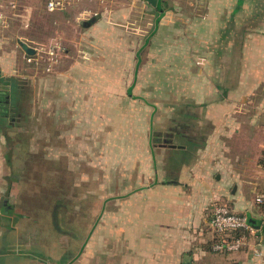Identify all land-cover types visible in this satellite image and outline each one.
<instances>
[{
	"label": "rangeland",
	"instance_id": "1",
	"mask_svg": "<svg viewBox=\"0 0 264 264\" xmlns=\"http://www.w3.org/2000/svg\"><path fill=\"white\" fill-rule=\"evenodd\" d=\"M17 1L19 9L17 13L15 12L16 15L12 14V10L4 8L9 14L5 31L26 38L32 46L47 47L56 43L61 48L62 45L67 46L69 40L74 39L76 43L72 44V47L85 48L77 39L86 32L79 21L89 19L92 14H82L77 10L68 13L48 12L43 7V0ZM137 2L140 5L137 4L126 12L113 11L110 15L107 13V18L104 19L110 20L113 26L109 25L114 27L113 32L108 34L125 37V40L119 44L106 43L101 47L108 52L112 47V53L118 52L121 60L114 58V62L118 61L121 65L122 58L129 55L124 65L129 69L126 80L125 82L120 80L122 82L120 85L122 87L123 84L124 89L125 84H130L132 80L134 60H130V55L133 57V53L138 49L140 37L142 41L147 39L140 53L142 62L140 61L138 71L141 73L139 72L132 92L134 95L142 96L146 103L154 106V109L145 102H138L132 109L127 108L126 129L122 118L121 122L115 119L105 127L96 123L92 126L90 124V129L94 128L97 133L94 144L97 165L93 170H86L85 166L86 162L93 159L89 153L79 157L63 155L62 158L60 156L55 158L53 149L60 146V142L54 139L53 133H50L51 139H45L44 136L38 138L40 127L37 122L26 123L24 129V124L8 120L7 132L10 140L0 135V180L5 181L9 174V178L15 182L13 203L22 211L21 216H15V221L25 219L24 225L27 230L22 235L27 238L22 241L10 240L1 243L0 246L9 243L10 247L7 250L11 254L0 256V264H10V259L12 264H143L142 257L145 255L146 259H149L150 249L136 245L133 233L137 221L135 213L140 212V208H136L134 199L125 202L119 198V195L131 189L119 186L122 182V173H126L133 184L137 179L135 173L138 174L140 171L145 173L148 170L145 164L135 165L132 162L135 157L132 155L135 156L136 153L140 157L148 150V142L153 147H160L162 139L168 138V144L175 143V146L162 151L167 155L166 161L170 166L183 156L182 150L177 147L178 144L186 143L184 142L186 135L181 131L186 130L185 132L190 131L197 135L200 131L206 137L201 146L209 148L214 153L207 158L212 159L217 167L212 174L215 176L218 173V145L232 146L234 150L240 148L242 142L238 137L242 136L237 135L240 128L233 117L236 115V107L231 104L229 89L232 79L230 10L240 2L261 1L162 0L165 7H174L175 11L168 13L170 16H163L159 21L157 12L150 9L144 1L136 0L133 5ZM162 8L160 2L157 9ZM101 14L103 16L105 13H98V16ZM167 21L169 24H166ZM162 24L164 28L159 27ZM170 24L172 25L167 27ZM1 30L3 31L2 28ZM115 47L116 51L113 50ZM58 61L50 70L46 69V60L31 66L36 68L35 87L32 88L27 82L23 86L21 83L18 84L24 89L23 104L26 105L24 110L27 114L32 110L36 113L38 111L37 79L42 77L41 75L53 72ZM21 67L22 70L27 68L24 63ZM95 76L91 84L98 85L101 83L100 75L97 73ZM218 84L224 86L226 84L227 87L218 88ZM115 94V99H118L119 94ZM94 96H97V92L93 93ZM31 102L35 107H32L33 109ZM152 110L151 127L148 130V117ZM238 111L242 120L241 129L245 133L247 127L249 128L245 121L246 117L255 115L257 111L252 103L247 101L240 102ZM140 112L144 113L143 120L137 119L141 115ZM13 117L17 118V115ZM190 120L192 124L186 123L189 124V127L186 126L189 129L180 125L181 122ZM141 122L143 123L140 124ZM62 127L70 131L71 124H64ZM84 129L86 131L87 128ZM42 130L46 131L45 128ZM108 130L111 135L109 140ZM51 132L54 130L51 129ZM147 138L150 139L148 142ZM67 145H70V140ZM102 149L110 152L104 157L105 166L102 162L98 163L99 159L102 160V156L99 155L102 154ZM125 153L128 155L125 156ZM185 158L188 167L196 160L195 155ZM72 161H76L77 166L74 167ZM143 161L145 163L144 158ZM161 163L160 160L157 161L159 166ZM224 173L222 171V174ZM169 178V171L166 169L164 172L161 171L163 181H168ZM104 184L111 186L104 187ZM224 192L223 201H227L228 206L233 209L231 186L227 185ZM254 196L248 187L244 193L246 207L258 206ZM105 198L107 202L102 209V199ZM212 206L213 204L210 205L211 208ZM235 208L239 209V205L236 204ZM203 231L205 235L210 234L208 226L204 230L203 228L198 230L201 239L205 240L203 243L207 244L212 235L206 238ZM21 252L24 253L25 259L17 262V258L23 257ZM234 259L254 261L245 254ZM255 262L264 264V257L253 264H256Z\"/></svg>",
	"mask_w": 264,
	"mask_h": 264
},
{
	"label": "crops",
	"instance_id": "2",
	"mask_svg": "<svg viewBox=\"0 0 264 264\" xmlns=\"http://www.w3.org/2000/svg\"><path fill=\"white\" fill-rule=\"evenodd\" d=\"M137 1H144L150 9L157 12L158 21L163 16H170L168 13L175 11L174 7H165L162 0V10H158L157 5H152L145 0ZM257 1L261 2H240L230 10L232 17V79L229 89L231 104L236 107V115L233 117L236 120V125L240 128H237V135L242 136L238 137L242 142L240 148L234 150L232 146L218 145V173L215 177L212 174L214 170H217L215 169L217 167L212 159L207 158L214 153L209 148L201 146L206 137L200 131L197 135L184 130L181 132L186 135L184 136L186 143L177 146L182 150L183 156L174 161L172 165H168L167 155H164L162 150L166 151V148L175 146V143L169 146L159 144L160 147H153L148 142L150 139L147 138L148 150L142 153L141 158L136 153L135 156L132 155L135 157L132 162L135 165L145 164L144 166L148 170L145 173L143 171L135 173L137 179L133 184L127 174L122 173V182L119 186L131 189L123 195H119V198L124 199L125 202L127 200L131 202L129 199H134L136 208H140V212L135 213L137 221L133 233L136 245L150 249L149 259H146L145 255L142 257L143 264H253L254 261L261 259L253 257L250 250L215 253L210 249L214 239L210 227V205L222 202L228 205L227 201H223L225 198L224 188L227 185L231 186L230 195L234 198L232 210L236 213L246 214L248 218H253L257 223H261L262 208L260 206L246 207L244 204V193L248 187L251 188L253 194L264 189V0ZM135 2L120 5L116 11L126 12L129 8L135 7L137 4L140 5L138 2L133 5ZM72 10L79 11V9ZM69 11L63 12L68 13ZM161 12L162 14H160ZM108 13L111 14V12ZM7 15L8 20V12ZM104 18H107V13L103 16L102 14L101 16L96 15L79 21L86 32L77 39L85 48L75 49L72 47V44L76 43L74 39L67 42L69 46H61L59 61L53 72L47 73L45 76L41 75L42 77L37 79L39 81L38 111L36 113L32 110L28 114L24 110L26 105L23 104L24 89L20 88L18 84L21 83L23 86L27 82L32 88L35 87L36 74L34 71L36 68L31 66H36V63L27 60L33 54L25 53L20 42L23 41L31 47L33 46L26 38L14 36L5 31L4 28L8 26V21L6 26H0V29H3L0 31V90L5 95V101L1 107L0 135L4 139L10 140L11 138L7 132L8 120H11L12 123L24 124V129H26V123L37 122L40 127L38 138L44 136L45 139H51L50 133H53L54 139L60 142V146L53 149L55 158L57 156L62 158L63 155L79 157L89 153L93 159L91 162L85 163L86 170L96 168L94 144L97 133L94 128L90 129L89 125L92 126L96 123L105 127L115 119L121 122L122 118L124 129H126V109L134 108L138 102H145L142 96L134 95L132 89L135 88L134 84L139 76L138 66L140 61L142 62L140 53L147 39L142 41V37H140L138 49L133 53V57L130 55V60H134L131 70L132 80L130 84H125L123 89V84L122 87L120 84L125 82L127 71H129L124 66L129 55L122 58V65L118 61L115 63L114 58L120 59V54L112 53V47L108 52L101 45L119 44L125 40V37L108 34L113 32L112 28L114 27H111L113 24L110 20ZM166 24L169 22L167 21ZM159 27L164 28V25ZM134 41L137 43L135 37ZM116 49L115 47L113 50L116 51ZM101 53L103 54L101 55ZM23 63L27 68L22 70ZM105 71L106 73H104ZM95 73L100 75L101 83L98 85L91 84L96 78ZM13 81L17 83L16 86L13 85ZM225 87H227L226 84L225 86L218 84V88L224 89ZM94 92H97V96L93 97ZM115 93L119 94L118 99H115ZM242 101L251 102L257 111L255 115L246 117L245 121L249 128L247 127L248 130L245 133L241 129V115L237 113ZM145 104L154 109L152 104L146 102ZM30 105L31 109L35 108L33 102ZM140 113L141 115L137 119L143 120L144 113ZM15 114L17 118L13 117ZM152 116L153 110L149 113L148 130L151 127ZM186 123L192 124V121L181 122L180 125H184L183 127L186 128L189 125ZM64 124H71L70 131L63 129ZM84 127L87 128L86 131ZM188 127L186 129H189ZM43 128L46 129L45 132H43ZM51 129L54 132H51ZM102 130L105 131V129ZM103 133L105 134V132ZM107 133L109 140L111 136L109 130ZM178 133L180 132L178 131ZM68 140H70V145H67ZM63 144L64 147H62ZM103 149L102 154H99L102 156V160L99 159L98 163L102 162V165L105 166L104 157L108 156L110 152H105ZM127 155L125 153V156ZM191 155H195L196 160L188 167L185 156ZM164 158L165 161H163ZM158 160L162 162L160 166L157 164ZM76 164L77 162L74 161L73 166H77ZM165 169L170 174L168 181L161 179V171L164 172ZM222 171L225 173L222 174ZM107 186L111 185L104 184V187ZM14 190L15 182L9 178V174L5 181L0 180V244L10 240L22 241L27 238L22 235L27 230L24 225L25 219L20 218L18 219L20 222L15 221V216H21L20 212L22 211L18 205L14 206V204L16 205L13 203ZM106 202V198L102 199V209ZM236 204L239 205V209L235 208ZM207 226L210 234L205 235V231L202 233L206 238L212 235L210 241L207 242L208 245L203 243L205 240L201 239L198 232L199 228L204 230ZM260 237L264 242V233L261 230ZM8 244L0 246V256L11 254L7 250L10 247ZM21 254L23 257L17 258V262L25 259L24 253L21 252ZM244 254L254 261L234 259L240 258ZM154 260H157L156 263L153 262ZM9 261L12 264L11 259ZM255 263L261 264V262Z\"/></svg>",
	"mask_w": 264,
	"mask_h": 264
},
{
	"label": "built area",
	"instance_id": "3",
	"mask_svg": "<svg viewBox=\"0 0 264 264\" xmlns=\"http://www.w3.org/2000/svg\"><path fill=\"white\" fill-rule=\"evenodd\" d=\"M136 0H43V7L48 12H63L79 9L82 14L113 12L120 5L134 3ZM8 8L13 14L19 9L17 0H0V26L7 24ZM17 13V12H16ZM16 15V14H15ZM35 52L28 61L39 64L46 60V69L50 70L59 59L60 46L53 43L47 47L33 46ZM41 62V63H42ZM255 203L262 208L261 223H264V189L255 193ZM210 227L214 239L210 245L215 253H232L250 250L253 257L261 258L264 254V242L260 237V228L249 222L246 214L234 212L225 203H215L211 208Z\"/></svg>",
	"mask_w": 264,
	"mask_h": 264
},
{
	"label": "water",
	"instance_id": "4",
	"mask_svg": "<svg viewBox=\"0 0 264 264\" xmlns=\"http://www.w3.org/2000/svg\"><path fill=\"white\" fill-rule=\"evenodd\" d=\"M145 1L151 3L152 5H157V6H159L160 2H161L160 0H145ZM160 14H162V12ZM20 46L24 50V52L27 53V54H34V52H35L33 47H31L30 45H28L27 43H25L23 41L20 42ZM249 222L253 226H255L257 228H260L262 233H264V223H262V224L261 223H257V221L255 219H253V218H249Z\"/></svg>",
	"mask_w": 264,
	"mask_h": 264
},
{
	"label": "trees",
	"instance_id": "5",
	"mask_svg": "<svg viewBox=\"0 0 264 264\" xmlns=\"http://www.w3.org/2000/svg\"><path fill=\"white\" fill-rule=\"evenodd\" d=\"M2 80H3V78H2ZM11 84H12V83H11ZM13 85L16 86L17 83L13 81ZM4 101H5V95H4L3 91L0 90V115H1V113H2V108H1V107H2L3 104H4Z\"/></svg>",
	"mask_w": 264,
	"mask_h": 264
},
{
	"label": "flooded vegetation",
	"instance_id": "6",
	"mask_svg": "<svg viewBox=\"0 0 264 264\" xmlns=\"http://www.w3.org/2000/svg\"><path fill=\"white\" fill-rule=\"evenodd\" d=\"M168 141H169L168 138H163V139H162V142L159 143V144L169 145V144H168Z\"/></svg>",
	"mask_w": 264,
	"mask_h": 264
}]
</instances>
